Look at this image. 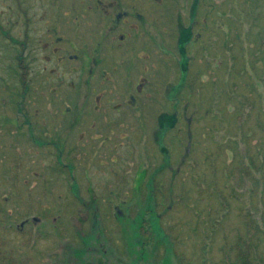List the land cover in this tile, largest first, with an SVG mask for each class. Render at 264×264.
Listing matches in <instances>:
<instances>
[{
  "label": "rangeland",
  "instance_id": "374dc122",
  "mask_svg": "<svg viewBox=\"0 0 264 264\" xmlns=\"http://www.w3.org/2000/svg\"><path fill=\"white\" fill-rule=\"evenodd\" d=\"M23 3L66 55L37 63L58 70H38L27 113ZM1 90L0 264H264V0H0ZM30 111L69 140L60 157L13 139L6 117Z\"/></svg>",
  "mask_w": 264,
  "mask_h": 264
},
{
  "label": "flooded vegetation",
  "instance_id": "af4514ba",
  "mask_svg": "<svg viewBox=\"0 0 264 264\" xmlns=\"http://www.w3.org/2000/svg\"><path fill=\"white\" fill-rule=\"evenodd\" d=\"M24 5H30L32 7V3L31 4L23 3V22H26V25H25V28L23 31L22 49H20L23 53L22 54L23 59L20 62L21 68L23 69V79L21 80V95L23 93V97H22L23 99L19 100V103H20V110L19 111H23V112L27 111L28 112L27 106L32 102V100L30 98H28V96L31 92L33 94V92L36 88V84L34 83V78H35V75L38 72V70L49 71L52 74H54V70H58V64L53 65L52 67H42L41 69H38L37 63L39 61L40 62L46 61L47 63H51L52 59L56 55H58L59 60L61 59V61H62L65 59L66 55H64L63 53L60 54L59 49H58L59 47L55 45V43H60L61 37L60 36L54 37V34H55L54 25L51 26V30L49 31V34L51 35V37H49L48 35L46 37L41 36L40 40H38L37 38L34 39V35L27 32V23L29 24V21L31 22V17L28 13L27 7H24ZM96 6H98L99 9L101 10L102 14H104L103 9H102L103 1L100 4L97 1ZM58 7L61 8V4H59ZM125 10H127V9H125ZM128 10H130L131 12H134L132 9H128ZM120 16H121V14H120ZM137 17L142 21L145 20L144 16H142L140 14L137 15ZM118 20H119V16L116 15L115 25L117 24ZM123 20H125V18H123ZM16 44H17V41H16ZM51 45H53L54 47L48 50V46H51ZM101 48H102V42L100 41L99 45L93 47L91 52L84 50V54L81 55V58H82L81 66L84 67V65L86 63H88V67H84V68H88V72H90V74H88V76L84 80V84L86 87L85 88V90H86L85 95L86 96H88L92 90V85H93L92 82H96L98 79H101L100 76H98V74L100 72V65L99 64H101V58L96 56L99 53V51L101 50ZM72 57H73V55H71V54L68 56V58H72ZM94 72H95V74H94ZM103 72H105V71L103 70ZM13 92H15V91H13ZM21 116L23 117V115H21ZM49 116L50 115H47L45 118H48ZM25 117H26V122L23 125L27 126V132H28L27 134H29L31 137H36L35 138V144L38 147H48L49 146V148L55 150L58 154L62 153L66 150V145L69 142V140L66 137L60 136L58 134L52 135V134L48 133V130H47L45 124L42 125V122L41 123L37 122L35 120V116L32 112L30 113V115L26 114ZM74 120L75 119H73V121ZM74 125H75V121H74V124H72V125L69 124L66 127H67V129H70ZM55 129H56V126H55ZM59 138H62L64 140L65 146L63 148L61 145H58V143H57L59 141ZM57 153H56V157H57ZM56 161H58V164H59V162H60L59 157H57Z\"/></svg>",
  "mask_w": 264,
  "mask_h": 264
},
{
  "label": "trees",
  "instance_id": "16d2710c",
  "mask_svg": "<svg viewBox=\"0 0 264 264\" xmlns=\"http://www.w3.org/2000/svg\"><path fill=\"white\" fill-rule=\"evenodd\" d=\"M197 1V0H196ZM194 6H195V8H196V2H195V4H194ZM183 28V27H182ZM181 32L183 33V36H182V38H183V43L185 42V43H187L189 40H190V38H191V31H190V29H182L181 30ZM181 33V34H182ZM185 34V35H184ZM184 66H185V64H184ZM181 79H183V76L181 77ZM6 91V90H5ZM13 92V91H12ZM2 93H3V90H1L0 91V95H2ZM13 94H15V98H17L18 97V93H16V91L15 92H13ZM13 94H12V96H13ZM168 118L167 120V122H165V120H164V118ZM20 118H22L23 119V117L22 116H19V115H17V116H15V118L13 119V118H9V117H6V119H5V121L7 122V125H9L10 127L11 126H13V127H16L17 129H18V132L16 133V131L14 132V138L13 139H16L17 137H19L20 138V141H21V139H23V141H25L26 140V134L28 133L27 132V126H24L23 125V120H21V121H19V119ZM17 120V123H19V127H17L16 126V121ZM178 120V117H177V114L176 113H174V114H162V117H161V119H160V121H159V124L164 128V130L163 131H165L167 128H172L173 126H174V124H175V122ZM165 124H166V126H165ZM16 137V138H15ZM58 143V145H61L62 146V148L65 146V144H64V140L62 139V138H59V141L57 142ZM2 156V153H0V157ZM147 174H148V169L145 167V162H140V165H139V168H138V175L136 176V178H138V177H141V179L139 180L138 179V182L137 181H135V183H136V186H135V190L136 191H138L137 189L139 188V186H140V184L138 185V183H140L142 180H144L145 179V177L147 176ZM152 198V197H151ZM122 212L123 211H121V210H117V214H116V217H119V215H121L122 214ZM4 213H6V211H4ZM151 214V213H153V211H152V209L150 208V207H148V214ZM145 214V213H144ZM150 216V215H149ZM143 220V219H142ZM141 220V221H142ZM27 221V220H26ZM26 221H24V222H26ZM22 223H23V221H22ZM149 223H150V225L152 226V228H155L154 227V221L150 218L149 219ZM23 225V224H22ZM21 225V226H22ZM160 228H161V223H160ZM101 231H102V228H101ZM103 232V231H102ZM153 233H154V235H155V232L153 231ZM160 233H161V231H160ZM82 235V234H81ZM209 234H207L206 236H208ZM156 238H157V236H156ZM206 240V239H205ZM203 242H204V240H203ZM160 244V243H159Z\"/></svg>",
  "mask_w": 264,
  "mask_h": 264
}]
</instances>
